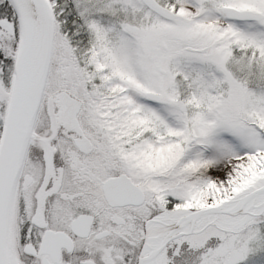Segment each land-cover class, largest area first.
I'll return each instance as SVG.
<instances>
[{
  "label": "snow or ice",
  "instance_id": "snow-or-ice-1",
  "mask_svg": "<svg viewBox=\"0 0 264 264\" xmlns=\"http://www.w3.org/2000/svg\"><path fill=\"white\" fill-rule=\"evenodd\" d=\"M0 264H264V0H0Z\"/></svg>",
  "mask_w": 264,
  "mask_h": 264
}]
</instances>
